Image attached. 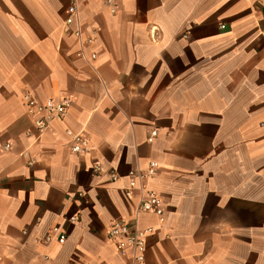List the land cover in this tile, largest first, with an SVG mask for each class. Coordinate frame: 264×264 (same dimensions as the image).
<instances>
[{"label":"crops","instance_id":"1","mask_svg":"<svg viewBox=\"0 0 264 264\" xmlns=\"http://www.w3.org/2000/svg\"><path fill=\"white\" fill-rule=\"evenodd\" d=\"M107 1L77 0L86 62L70 0H0V264H131L121 221L142 264H264V0ZM25 95L71 106L39 131ZM150 162L162 221L125 195Z\"/></svg>","mask_w":264,"mask_h":264},{"label":"built area","instance_id":"2","mask_svg":"<svg viewBox=\"0 0 264 264\" xmlns=\"http://www.w3.org/2000/svg\"><path fill=\"white\" fill-rule=\"evenodd\" d=\"M111 4V0L107 1ZM65 27L75 26L74 31L70 33L79 46V51L76 53V57L81 60L94 61L96 55L92 54L86 57L84 54L85 44L89 45L93 39H87L86 42L82 39L81 26L79 21V10L77 0H70L66 10V18L64 21ZM22 106L25 110V114L29 118L34 119V125L39 131H47L51 128L55 122H62L67 114L68 109L71 106V101L68 98L60 100H47L44 103H39L30 95H25L22 99ZM67 136L71 140V153L80 154L89 151L87 142L80 136L74 135L70 131H66ZM156 136V132L152 131L149 141ZM1 150H9V146L2 147ZM98 170V168H96ZM158 171V165L155 162H150L146 169L136 170L129 173V186L125 192L127 197H130L133 192L138 193V199L135 209V215L144 213H152L156 215L161 221L163 219L164 210L159 197L146 185V180H152ZM76 219L71 218V221ZM56 231V229L54 230ZM151 231H140L137 228L135 222H117L111 225L107 232V239L114 243L116 251L122 257H128L131 264H142L144 262V249L146 235ZM65 237L59 238V243L63 244Z\"/></svg>","mask_w":264,"mask_h":264}]
</instances>
